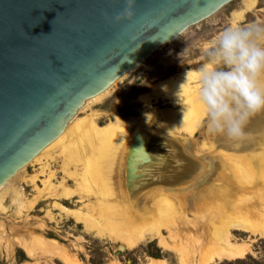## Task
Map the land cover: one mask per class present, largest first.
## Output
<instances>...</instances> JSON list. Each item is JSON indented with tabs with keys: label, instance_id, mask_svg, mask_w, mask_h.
I'll list each match as a JSON object with an SVG mask.
<instances>
[{
	"label": "bare ground",
	"instance_id": "obj_1",
	"mask_svg": "<svg viewBox=\"0 0 264 264\" xmlns=\"http://www.w3.org/2000/svg\"><path fill=\"white\" fill-rule=\"evenodd\" d=\"M255 4L256 0H247L245 10L235 16V21H241ZM127 75L104 93L88 100L53 143L0 187V212L5 210L3 201L8 195L16 208L24 207L23 195L16 180L24 175L29 165L44 158L45 161L61 162L64 174L78 182V190L71 191L64 181L55 186L52 183L55 173L48 169L46 163L41 170L48 178L42 182L45 189L39 195L47 190L56 200L70 201L80 194L85 195L80 198V203L84 197L92 200L93 204L86 208V212L71 210L58 203L55 207L97 237L121 240L126 246L134 247L149 234L162 237L169 233L172 242L164 239V245L169 249L172 244L189 247L195 255L196 264H215L241 258L249 247L244 242H235V232L264 236V155L248 157L264 150V139L258 144L256 142L264 135L261 132V113L250 119L244 138L232 141L218 135L224 139H219L223 149L203 142L200 148L193 143L192 151H188L186 143H169L179 152V158L158 157L153 152L164 147L151 136L164 139L177 138L182 134L190 139L200 131L206 120L204 110L197 103L196 72L189 73L190 84L184 88L180 98L177 93L184 76L171 78L159 84L151 96H143L142 100L149 109L152 102H157L159 98L169 101L174 107L178 105V108L150 110L146 119L152 120L155 129L141 126L144 129L136 142L140 127L133 120L117 119L114 123L100 126L97 116L79 119L91 103L103 99ZM158 132L162 135H156ZM200 151L209 153V156L217 152L214 156L219 161L220 174L212 175L205 162L189 166L181 155L186 152L196 158V153ZM78 167L84 173L80 174L76 169ZM221 169L225 175L221 174ZM36 179V176L31 178V183ZM201 183L205 187L195 191ZM181 190L186 192L180 193ZM188 196L196 198L187 199ZM33 240L41 250L45 247L47 251L50 249L48 254L59 256L65 264H80L55 242L47 243L39 237Z\"/></svg>",
	"mask_w": 264,
	"mask_h": 264
},
{
	"label": "water",
	"instance_id": "obj_2",
	"mask_svg": "<svg viewBox=\"0 0 264 264\" xmlns=\"http://www.w3.org/2000/svg\"><path fill=\"white\" fill-rule=\"evenodd\" d=\"M235 1L136 0L133 20L118 23L124 0H0V187L88 100ZM151 138L164 147L154 155L179 158L169 143L185 142ZM214 138L213 147L223 149L224 139ZM181 155L189 166L202 163Z\"/></svg>",
	"mask_w": 264,
	"mask_h": 264
},
{
	"label": "rangeland",
	"instance_id": "obj_3",
	"mask_svg": "<svg viewBox=\"0 0 264 264\" xmlns=\"http://www.w3.org/2000/svg\"><path fill=\"white\" fill-rule=\"evenodd\" d=\"M246 1L237 0L231 3L207 21L189 29L174 43L157 51L145 64L124 77L120 84L113 87L103 99L91 103L89 108L79 115V119L94 115L97 116L100 126L114 123L117 119L133 120L140 129L145 127L154 130L156 125L151 122L152 120L146 119L149 111L177 109L178 105L174 107L169 101L159 98L157 102H152L149 109L142 100L143 96H151L159 84L171 78L183 77L186 71L190 73L196 70L204 62L203 53L206 45L229 23L256 22L264 24V0H256L251 12H246L241 21H235V16L245 10ZM263 131L264 126L262 125L261 132ZM156 135L162 134L158 132ZM179 136L177 137L179 140L187 143L188 151H192L193 143L196 147L199 145L200 148L203 142H210L213 147V143L216 141L215 135L207 131L206 120L193 138L189 139L182 134ZM131 139L132 135L129 140ZM207 145L209 144L207 143ZM202 152L196 153V158L202 163L205 162L207 166L209 165L208 170L212 175L220 174V164L215 157L217 152L210 156L208 152V154ZM256 155L259 157L264 155V150H259L255 155L248 157L252 158ZM46 163L48 169L55 173V179L52 182L55 186L64 181L65 186L71 191L76 192L78 190V182L69 179L64 174L61 162L45 161L42 158L39 163L29 165L24 175L16 180L23 195L24 207L22 209L16 208L9 195L3 201L5 210L0 212V264H65L59 259V256L48 254V252L50 253L48 246V251L45 245L43 246L45 249L41 250L34 242V237L42 238L47 243L55 242L80 264H196L195 255L188 249L189 247L181 248L177 244H172V248L169 249L164 245V239L172 242L169 233L163 234L162 237L149 234L136 246L128 247L121 240L97 237L96 234L89 232L83 225L63 214L55 207V203L71 210L81 209L86 212V208L93 204L92 200L84 197L83 202L80 203V198L85 196L83 194L70 201L56 200L47 190L39 195L40 191L45 189L42 182L48 178L46 174H42L41 170ZM76 169L79 170L80 174L84 173L81 167ZM221 174L225 175V171L222 169ZM35 176L37 177L36 181L31 183V178ZM116 181L117 177H115ZM203 183L199 184L195 191L203 189L205 187ZM184 192L186 190L180 191V193ZM195 198V196L187 197L191 200ZM234 237L237 244L244 242L243 244L248 246L249 250L241 258L223 260L215 264L234 262L248 257L264 263V236H251L235 232ZM120 247H123L124 251H120ZM186 255L188 256L186 257Z\"/></svg>",
	"mask_w": 264,
	"mask_h": 264
},
{
	"label": "clouds",
	"instance_id": "obj_4",
	"mask_svg": "<svg viewBox=\"0 0 264 264\" xmlns=\"http://www.w3.org/2000/svg\"><path fill=\"white\" fill-rule=\"evenodd\" d=\"M124 3L123 11L114 17L118 23L134 18L136 0ZM203 55L204 62L195 72L197 103L205 112L207 131L240 140L250 119L264 112V24L229 23L206 45ZM189 84L186 71L179 98Z\"/></svg>",
	"mask_w": 264,
	"mask_h": 264
},
{
	"label": "trees",
	"instance_id": "obj_5",
	"mask_svg": "<svg viewBox=\"0 0 264 264\" xmlns=\"http://www.w3.org/2000/svg\"><path fill=\"white\" fill-rule=\"evenodd\" d=\"M223 264H264V263L258 262L255 259H253L252 257H248V258H245L242 260H237L234 262H226Z\"/></svg>",
	"mask_w": 264,
	"mask_h": 264
}]
</instances>
